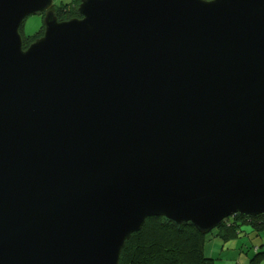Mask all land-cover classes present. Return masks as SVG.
<instances>
[{
  "label": "water",
  "instance_id": "obj_1",
  "mask_svg": "<svg viewBox=\"0 0 264 264\" xmlns=\"http://www.w3.org/2000/svg\"><path fill=\"white\" fill-rule=\"evenodd\" d=\"M56 5L0 0V264H120L149 217L264 214V0Z\"/></svg>",
  "mask_w": 264,
  "mask_h": 264
},
{
  "label": "trees",
  "instance_id": "obj_2",
  "mask_svg": "<svg viewBox=\"0 0 264 264\" xmlns=\"http://www.w3.org/2000/svg\"><path fill=\"white\" fill-rule=\"evenodd\" d=\"M81 1L73 0L70 3L57 4L55 10L59 20L76 16V9ZM43 32L44 26L32 39L24 40V47L26 48ZM243 224L250 225L251 229L245 230ZM216 229H218L216 234L218 233V236L226 241L243 235V232L261 235L264 231V214L238 213L224 219ZM214 230L215 228L203 233L190 224L177 226L165 223L162 217H149L144 226L127 239L121 252L120 264H216L215 258L206 256L204 247L207 236L214 233ZM255 246L257 253L253 257L252 264H256L264 256L263 246Z\"/></svg>",
  "mask_w": 264,
  "mask_h": 264
},
{
  "label": "rangeland",
  "instance_id": "obj_3",
  "mask_svg": "<svg viewBox=\"0 0 264 264\" xmlns=\"http://www.w3.org/2000/svg\"><path fill=\"white\" fill-rule=\"evenodd\" d=\"M72 1L73 0H55V3H70ZM44 22L45 15L43 13L28 15L21 27V33L23 35L24 40H27L28 38L32 39V37L36 36L38 32H40L43 28ZM250 227L251 226L248 224H243V228L245 230L251 229ZM217 231L218 229L215 228V230L213 231L214 233H211L207 236V240L204 245L206 256L215 258L216 264H235L237 250L234 249V246L230 244H233L234 241H236L237 243H242L240 244V246H242L244 250H246L248 248V245L250 244L248 236L245 232H243V235L240 236V238L237 237L235 238L236 240L229 239L230 241H226L220 235L218 236V233L216 234ZM254 237L260 239L261 235H254Z\"/></svg>",
  "mask_w": 264,
  "mask_h": 264
},
{
  "label": "crops",
  "instance_id": "obj_4",
  "mask_svg": "<svg viewBox=\"0 0 264 264\" xmlns=\"http://www.w3.org/2000/svg\"><path fill=\"white\" fill-rule=\"evenodd\" d=\"M249 238L250 244L248 245V248L246 250H244V248L242 246H240V244L242 243H237L236 241H234L233 245L234 249L237 250V256L235 259V264H252V260L253 257L256 255L257 251L255 250V248H257L255 245H259L260 247L263 246L264 248V231L261 233V238H255L253 233H247L246 234ZM242 236V235H241ZM259 236V235H257ZM240 238V236H238ZM236 237H233L232 239L236 240ZM230 239V240H232ZM229 240V241H230ZM256 264H264V256L263 258L259 261L256 262Z\"/></svg>",
  "mask_w": 264,
  "mask_h": 264
}]
</instances>
